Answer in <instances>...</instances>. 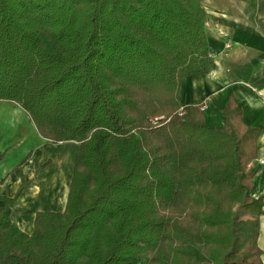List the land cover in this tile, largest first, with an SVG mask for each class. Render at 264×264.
Segmentation results:
<instances>
[{
  "label": "trees",
  "instance_id": "16d2710c",
  "mask_svg": "<svg viewBox=\"0 0 264 264\" xmlns=\"http://www.w3.org/2000/svg\"><path fill=\"white\" fill-rule=\"evenodd\" d=\"M207 23L202 0H0V101L79 144L65 210L32 234L23 188L0 197V264H263L261 131L232 97L222 128L179 100L216 67Z\"/></svg>",
  "mask_w": 264,
  "mask_h": 264
},
{
  "label": "crops",
  "instance_id": "0c3cea01",
  "mask_svg": "<svg viewBox=\"0 0 264 264\" xmlns=\"http://www.w3.org/2000/svg\"><path fill=\"white\" fill-rule=\"evenodd\" d=\"M202 6L216 67L208 75L184 79L179 100L183 106L202 105L206 124L222 128L223 109L232 97L243 124L261 131L260 170L251 191L257 200L264 197V165L259 163L264 160V0H202ZM0 153V197L13 198L23 188L12 219L32 234L38 213L65 210L79 144L43 139L22 108L0 101ZM258 243L264 264V216Z\"/></svg>",
  "mask_w": 264,
  "mask_h": 264
},
{
  "label": "built area",
  "instance_id": "2783aa9c",
  "mask_svg": "<svg viewBox=\"0 0 264 264\" xmlns=\"http://www.w3.org/2000/svg\"><path fill=\"white\" fill-rule=\"evenodd\" d=\"M230 48H231V44H227V49H230ZM259 163H260L261 165H264V160H263V159L260 160Z\"/></svg>",
  "mask_w": 264,
  "mask_h": 264
},
{
  "label": "bare ground",
  "instance_id": "6f19581e",
  "mask_svg": "<svg viewBox=\"0 0 264 264\" xmlns=\"http://www.w3.org/2000/svg\"><path fill=\"white\" fill-rule=\"evenodd\" d=\"M208 115V114H207ZM73 144V143H72ZM76 145V144H75ZM264 146V145H263ZM72 147V146H71ZM74 147V146H73ZM59 169V168H58ZM53 173V172H52ZM60 173H61V171H60ZM66 190V189H65ZM64 195V194H63Z\"/></svg>",
  "mask_w": 264,
  "mask_h": 264
}]
</instances>
